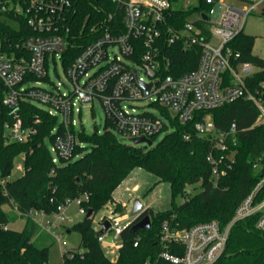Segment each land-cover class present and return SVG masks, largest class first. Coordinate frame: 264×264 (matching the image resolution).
I'll use <instances>...</instances> for the list:
<instances>
[{
    "label": "built area",
    "instance_id": "2783aa9c",
    "mask_svg": "<svg viewBox=\"0 0 264 264\" xmlns=\"http://www.w3.org/2000/svg\"><path fill=\"white\" fill-rule=\"evenodd\" d=\"M112 1L122 15V31L105 30L70 61L68 39L62 27L71 0H0V13L5 12L17 20L24 18L32 31L24 41L9 45V51L4 50L0 41L2 104L14 117L5 125L9 142L23 143L37 134L35 126L24 125L18 116L22 102L42 108L57 118L58 125L53 129L55 138L49 144L54 164H59L61 159L75 161L81 157L76 150L85 148L79 138V134L86 131L83 108L92 106L95 101L106 114L108 130L130 143L142 137L152 141L155 138L156 142L160 135L174 131L173 121L188 124L199 112L239 100L252 102L259 111L257 123L264 124V82L260 90L254 92L248 85L260 68L242 61L240 54H234L229 47L258 7L264 14V0H239L246 4L243 7L225 6L222 0H205L207 11H198L196 20L188 18L184 26L178 28L168 24L169 0ZM218 7L221 11L215 18ZM14 24L18 28V24ZM179 42L186 48L200 46V57L194 70L176 77L166 73L172 57L163 51L162 45ZM58 67H61L66 82L55 80L60 76ZM50 71L54 72L55 78L50 76ZM144 85L149 86L148 90ZM141 102L146 104L140 105ZM195 130L210 139L212 148L207 160L212 165L216 186L235 163L238 127L233 123L226 130H219L207 115L195 124ZM185 138L189 139V136ZM252 166L255 172H262L260 180L237 207L233 220L227 226L210 220L184 230H173L165 222L160 261L169 264L216 263L225 252L233 225L239 220L257 216L256 227L264 233L261 159L253 161ZM6 182L5 178H0L1 185ZM73 201L78 204L79 213L86 216L88 211L82 206L83 198ZM71 202L58 208L54 215L58 221L69 220L64 212ZM118 204L110 202L101 210L100 216H93L98 233L106 220L110 222L107 233L99 234L98 240L106 254L113 257L118 255L122 233L136 218L131 215L133 201L126 206L125 214L120 213ZM56 224L48 219L42 229L53 233ZM110 237L112 242L108 240ZM134 245L138 246V241ZM62 255L73 256L70 251H63Z\"/></svg>",
    "mask_w": 264,
    "mask_h": 264
},
{
    "label": "trees",
    "instance_id": "16d2710c",
    "mask_svg": "<svg viewBox=\"0 0 264 264\" xmlns=\"http://www.w3.org/2000/svg\"><path fill=\"white\" fill-rule=\"evenodd\" d=\"M171 15L168 24L184 26L194 11H207L205 0H169ZM195 2V4H193ZM12 21V22H11ZM11 23H17L18 28ZM105 30L122 31V15L112 0H71L64 18L63 33L68 39L70 61L100 37ZM32 35L24 18L15 19L0 13V41L4 50ZM255 38L240 33L229 43L240 59L260 68L248 85L250 91L260 90L264 82V58L253 54ZM163 51L172 57L167 74L180 76L194 70L200 57V46L184 47L182 43H163ZM142 51V48L139 50ZM4 89L0 84V264H49L50 235L39 237L40 226L36 214L54 216L68 201L83 198L82 206L93 210V216L108 203L114 202L118 187L138 169L154 175L157 183L170 186L173 205L168 211L154 212L152 207L137 221L149 216L151 227L132 233L133 224L120 237L118 255L109 257L98 240L94 218L82 220L70 227L81 237L82 250L64 255V264H169L159 259L164 250L161 243L162 226L167 222L173 230H184L197 223L217 220L227 226L240 203L253 191L261 173L254 171L252 162L261 159L264 172V124L257 123L259 111L250 101L239 100L211 111L199 112L188 124L173 121L174 131L167 133L154 145L126 144L108 130L79 134L85 148H77L81 157L75 161L61 159L54 164L49 144L53 142L56 117L33 104L22 102L18 112L24 125L37 129L28 141L9 142L6 123L14 120L2 104ZM210 116L219 130L236 123L239 134L234 147L235 163L218 180L212 176L207 157L211 151L208 137L200 136L195 124ZM188 135L189 139L185 136ZM23 158V174L12 179L17 158ZM201 185L196 195L188 194V187ZM182 196V204L174 199ZM118 204V210H120ZM25 219L22 230L12 229L11 223ZM257 216L237 221L223 255L214 264H264V233L256 227ZM69 232V231H68ZM138 246L135 247V242Z\"/></svg>",
    "mask_w": 264,
    "mask_h": 264
},
{
    "label": "rangeland",
    "instance_id": "374dc122",
    "mask_svg": "<svg viewBox=\"0 0 264 264\" xmlns=\"http://www.w3.org/2000/svg\"><path fill=\"white\" fill-rule=\"evenodd\" d=\"M195 4V2H193ZM222 4L225 6H235L243 7L245 3L239 0H222ZM221 9L218 7L215 12V18L220 14ZM198 18V11H194L190 16L189 20H196ZM12 26L17 27L14 23H11ZM244 34L252 36L255 38L253 46V54L264 58V14H262V8L258 7L247 19L246 25L243 30ZM117 52V49H115ZM58 72L60 74L55 80L57 82H66V77L63 74L61 67H58ZM50 76L55 78L53 71H50ZM146 103L141 102L140 105ZM154 109L153 107H149ZM83 123L85 129L88 133H91L94 130L99 131L100 133L104 132L106 129V114L98 101H95L92 106L87 105L83 108ZM164 137L160 135L155 144ZM122 142L126 144L130 143L128 140L118 137ZM135 145V144H133ZM146 146V145H141ZM20 165V168L18 166ZM23 158L19 157L16 160V167L13 171L12 179L20 177L23 174ZM158 179L148 173L145 170L138 169L135 170L131 176L124 181L116 190L114 201L120 204V213H126V206L140 200L143 203L144 208L150 205L154 212L168 211L173 205V198L170 190V186L167 183H157ZM201 191V185L196 184L188 187V194L193 196L198 194ZM184 198L182 196H177L174 199V203L179 205L182 204ZM128 210V209H127ZM102 214L99 211L96 216ZM134 216V214H131ZM64 216L69 220L58 221L55 216H47L43 214H36L35 219L40 226L39 237L50 235V240H53V245L50 248L49 253V264H64V257L62 255L63 251H77L82 250L81 237L78 232H72L69 234L70 227L74 224L82 221L85 216L79 213L78 204L75 201H72L65 209ZM52 220L57 222L56 226L53 228V233H48L42 229V226L46 223L47 220ZM25 224V219H19L14 223L10 224L12 229L22 230ZM98 228V227H97ZM58 237V240H57ZM109 255V254H108ZM109 257L114 258L112 255Z\"/></svg>",
    "mask_w": 264,
    "mask_h": 264
},
{
    "label": "water",
    "instance_id": "95a60500",
    "mask_svg": "<svg viewBox=\"0 0 264 264\" xmlns=\"http://www.w3.org/2000/svg\"><path fill=\"white\" fill-rule=\"evenodd\" d=\"M145 89L148 90L149 86H145ZM133 144L135 145H146L149 147H152L154 145L152 140H149L147 138H137L132 140ZM147 208H144L143 203L138 199L134 202L133 204V210H132V214H134L136 216V218L134 219V221L132 222L133 226L131 228L132 233H137L140 230L143 229H149L151 227V220L150 217L147 215L145 216L143 219L138 220V218L146 211ZM93 217V210H89L88 213L86 214L84 220H88L91 219ZM110 227V222L108 220H106L103 224V229L99 232L100 235H105L108 231ZM69 234L71 233V231L68 232ZM110 242L113 241V238H109L108 239Z\"/></svg>",
    "mask_w": 264,
    "mask_h": 264
},
{
    "label": "crops",
    "instance_id": "0c3cea01",
    "mask_svg": "<svg viewBox=\"0 0 264 264\" xmlns=\"http://www.w3.org/2000/svg\"><path fill=\"white\" fill-rule=\"evenodd\" d=\"M149 207H151L150 205H148V206H146L145 208H149Z\"/></svg>",
    "mask_w": 264,
    "mask_h": 264
}]
</instances>
